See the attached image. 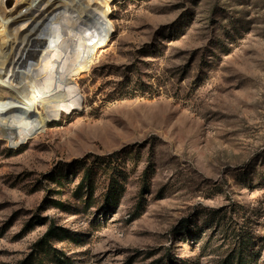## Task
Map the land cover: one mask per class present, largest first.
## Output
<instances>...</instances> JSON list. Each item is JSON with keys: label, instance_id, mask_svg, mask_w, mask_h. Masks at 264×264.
I'll return each mask as SVG.
<instances>
[{"label": "rangeland", "instance_id": "374dc122", "mask_svg": "<svg viewBox=\"0 0 264 264\" xmlns=\"http://www.w3.org/2000/svg\"><path fill=\"white\" fill-rule=\"evenodd\" d=\"M107 21L76 106L0 142V264H218L240 227L264 264V0H112Z\"/></svg>", "mask_w": 264, "mask_h": 264}, {"label": "bare ground", "instance_id": "6f19581e", "mask_svg": "<svg viewBox=\"0 0 264 264\" xmlns=\"http://www.w3.org/2000/svg\"><path fill=\"white\" fill-rule=\"evenodd\" d=\"M0 0V142L19 148L77 104L73 78L109 41L112 0ZM9 95V98H8ZM40 105L45 115L34 112Z\"/></svg>", "mask_w": 264, "mask_h": 264}, {"label": "trees", "instance_id": "16d2710c", "mask_svg": "<svg viewBox=\"0 0 264 264\" xmlns=\"http://www.w3.org/2000/svg\"><path fill=\"white\" fill-rule=\"evenodd\" d=\"M109 157L112 158V156ZM213 216V214H210L209 223H207L208 228H210L213 224L212 222H214ZM48 234L52 235L53 231L49 230ZM231 237L233 239L232 250L229 252L228 256L218 264H254L256 251H254L252 247L256 240L252 233L248 229L240 227L238 230L233 231Z\"/></svg>", "mask_w": 264, "mask_h": 264}]
</instances>
